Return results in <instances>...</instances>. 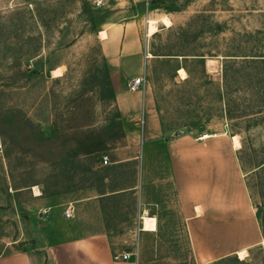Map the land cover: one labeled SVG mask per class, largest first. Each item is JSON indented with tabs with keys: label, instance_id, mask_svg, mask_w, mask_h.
Here are the masks:
<instances>
[{
	"label": "rangeland",
	"instance_id": "374dc122",
	"mask_svg": "<svg viewBox=\"0 0 264 264\" xmlns=\"http://www.w3.org/2000/svg\"><path fill=\"white\" fill-rule=\"evenodd\" d=\"M163 14L170 25L158 21L146 36L147 18ZM124 22L135 30L143 85L163 128L229 138L259 240L240 259L210 253L209 238L182 233L160 156L147 157L143 189L153 211L141 212L155 215L156 230L118 238L120 244L139 243L141 264H264V0H0V254L73 237L84 223L73 220V198L104 188V177L133 180L128 165L99 166L143 125L117 109L99 34L111 37ZM162 143L142 148L152 152ZM154 187L163 188L162 198ZM126 193L105 203L110 219L133 206Z\"/></svg>",
	"mask_w": 264,
	"mask_h": 264
},
{
	"label": "crops",
	"instance_id": "0c3cea01",
	"mask_svg": "<svg viewBox=\"0 0 264 264\" xmlns=\"http://www.w3.org/2000/svg\"><path fill=\"white\" fill-rule=\"evenodd\" d=\"M102 41L111 68L117 109L121 115L129 116L135 126L139 119L143 125L140 132L135 127L126 135V145L107 151L105 155L109 162L103 164L101 160L99 166L114 170L128 165L135 174L134 178L123 183L104 177V188L89 195L77 196L71 201L73 220L77 222L82 217L84 220L81 232L38 249L7 251L0 254V264H141L133 254L126 259H114L113 255L140 251L139 243L132 242L130 247H123L118 238H132L141 231L156 230L155 215L151 212L147 216L141 215L146 208L153 211L145 203L148 201L143 189L147 157L165 158L174 203L183 223L182 233L209 238V252L215 251L221 255L236 253L256 244L259 240L257 221L247 201L239 176V163L229 138L224 132L173 135L172 130L163 128L149 89L145 87L144 90L129 91L126 88L127 80L143 75V55L136 44L135 30L131 24L124 22L121 28L113 29L111 37L107 35ZM203 134L208 136L200 138ZM152 142H163V148L152 152L143 150L145 143ZM161 168L164 169L163 163ZM111 183L114 185L111 186ZM152 190L153 194L161 198L164 196L163 188L154 187ZM126 192L131 195L133 206L129 211L120 210L122 216L118 219H110L105 203L124 196ZM145 217L154 219L153 228L144 227ZM140 223L143 224L142 230ZM213 238H216L218 249L213 250ZM241 243L244 245H239Z\"/></svg>",
	"mask_w": 264,
	"mask_h": 264
},
{
	"label": "bare ground",
	"instance_id": "6f19581e",
	"mask_svg": "<svg viewBox=\"0 0 264 264\" xmlns=\"http://www.w3.org/2000/svg\"><path fill=\"white\" fill-rule=\"evenodd\" d=\"M158 21H160L162 24L167 25V26L170 25V23H171L170 18L167 15H164V14L161 15L159 17V19L158 18H154V17L147 18V20H146V35H148V36L152 35V34H154L157 31V29H158V27H157ZM99 34H101L100 36L102 38H105L107 36L106 35L107 33H106V31L104 29H102ZM148 56H151V54L148 53ZM179 73H180L181 77H185L186 76V72H185V70L183 68L179 69ZM52 75L53 76L60 75V70H59L58 67L52 69ZM207 134L200 135L199 137L200 138H205V137L208 136ZM231 138H232V141H233V145L235 147H239L240 144H239V140L237 138V135H232ZM148 217L144 218V227L145 228H151V227L153 228L154 227V219H148ZM149 218H151V217H149ZM236 254L238 255V257L240 259H243L246 256L247 251L243 248V249L238 250L236 252Z\"/></svg>",
	"mask_w": 264,
	"mask_h": 264
},
{
	"label": "built area",
	"instance_id": "2783aa9c",
	"mask_svg": "<svg viewBox=\"0 0 264 264\" xmlns=\"http://www.w3.org/2000/svg\"><path fill=\"white\" fill-rule=\"evenodd\" d=\"M143 82H144V77L142 75L140 76H135L133 78H131L130 80L127 81V89L129 91H138V90H144L145 86L143 85ZM109 162V158L107 155H103L102 156V163L103 164H106ZM64 214L66 217L70 216L71 215V209H70V206H68L65 210H64ZM141 221H143V218L140 217ZM143 225V224H142ZM133 254V255H137V252H133V253H130V252H125V253H116L113 255V258L114 259H126V258H129L130 255Z\"/></svg>",
	"mask_w": 264,
	"mask_h": 264
}]
</instances>
